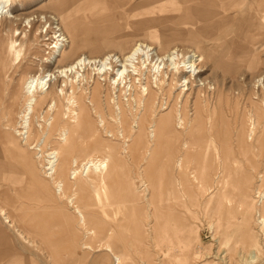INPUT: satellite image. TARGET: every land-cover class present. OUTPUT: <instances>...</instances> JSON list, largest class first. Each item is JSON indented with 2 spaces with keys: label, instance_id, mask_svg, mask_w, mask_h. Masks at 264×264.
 <instances>
[{
  "label": "rangeland",
  "instance_id": "1",
  "mask_svg": "<svg viewBox=\"0 0 264 264\" xmlns=\"http://www.w3.org/2000/svg\"><path fill=\"white\" fill-rule=\"evenodd\" d=\"M53 1H12L14 15L37 21L31 29L28 21L9 24L0 20L1 143L9 137L26 154L14 150L3 157L6 155L1 152L0 158L17 163L18 168L3 172L0 209L15 228L36 243L32 248L20 243L17 233L0 216V228L12 245L0 264H11L18 257V264H111L107 254L93 253L103 244L121 253L123 264H264V106L259 99L263 95L257 98L255 94L259 87H254V80L264 73V41L254 44L256 52L245 42L234 41L232 55L246 60H235L238 65L227 74L220 50L212 48L217 38L198 44L205 53L206 77L216 84V93L209 98L223 102L213 105L211 116L199 107L186 133L181 132L186 122L175 129L174 121L166 133H153L149 123L142 130L134 123L138 116L134 119L129 114L124 96L126 116L131 118L124 124V135L113 120L103 115L104 122H100L101 118L87 109L81 126L70 128L68 148L57 142L56 131L45 130L38 143L46 139L42 151L59 153L57 178L65 179L67 194H74L85 217L84 223H79V217L43 175L46 157L36 145L37 134L30 140L29 150L11 131L25 100V79L54 71L50 58L55 25L48 23L54 14L43 8ZM159 5V0H74L76 22L84 28L78 42L103 45L118 35L133 42L172 27L182 32L178 48H194L185 26L153 20L149 13ZM140 15L143 19L137 17ZM24 31L27 40L18 35ZM11 41H16L18 57L9 49ZM82 53L86 56L88 50ZM255 55L259 61L251 71ZM46 59L48 68L42 64ZM101 84L103 109L104 103H110L118 113V89L108 92L103 81ZM56 86L63 87L62 80ZM183 89L185 92L187 87ZM194 89L189 107L204 94ZM75 93L80 94L78 90ZM81 105L85 106L83 100ZM64 109L62 103L58 128L70 126L69 119L62 120ZM131 113L134 115V108ZM251 113L256 126L253 135L249 129ZM34 124L38 127L36 120ZM88 159L102 161L103 183L91 170L83 172L81 165ZM69 168L70 181L77 180L73 191L66 182ZM74 169H78L75 174ZM84 244L90 250H84Z\"/></svg>",
  "mask_w": 264,
  "mask_h": 264
},
{
  "label": "bare ground",
  "instance_id": "2",
  "mask_svg": "<svg viewBox=\"0 0 264 264\" xmlns=\"http://www.w3.org/2000/svg\"><path fill=\"white\" fill-rule=\"evenodd\" d=\"M12 1L15 0H0V20L4 19L9 24L20 20H23V22L28 21L31 29L37 21H34V18L24 17L21 19V16L14 15ZM73 2L74 0H55L43 5V8L54 14V16L48 17V23L55 25V27H52L55 42L54 46L51 47L53 50L50 58L54 60V71H41L42 73L29 75L25 79L22 87V95L25 100L21 110L17 114L15 126L11 131L16 140L22 141L23 145L27 146L29 150L32 149L30 140L34 134H37L36 145L39 147L40 154L44 153L46 157V164L43 166L45 174L43 175H46L45 177L52 182L56 195L64 199L67 207L79 217V223L80 221L84 223L85 217L82 215L75 201L74 194H67L64 189L65 179L57 178L58 171L61 169L59 166V153L57 150L50 149L42 151V146L45 144L46 139L43 142L41 141V144L38 143L40 142L39 140H42L40 137L41 134H44L45 130L48 133L56 131L58 133L57 142L63 147L68 148L69 136L71 134L70 128L74 125L76 127L81 126L83 122L82 116L88 110L91 113L97 114L101 118L100 122H104L103 115L113 120L118 132L124 135V124L130 121V117L126 116L127 111L124 109L125 103L122 102V97L124 96L129 114L134 119L138 116V120H134V123L139 125L142 130H144V124L149 123V128H153V133H158L159 130L166 133V131L172 130L171 123L174 121L177 122L175 129L177 128L176 126L182 128L181 125L186 122V126H183L181 129L182 133H186L188 125L196 119L199 107L205 114L211 116L214 108L222 100L216 99L213 102L209 98L210 95L216 93V84L206 77V71L203 67L205 53L197 41L194 43V48H178L180 46L176 42L177 40H181L182 32L170 27L165 28L162 32H150L143 39L133 42L127 41L123 35H118L114 37V40H106L103 42V45L97 43L81 45L78 41L81 39L80 37L84 32V28L78 27L79 23L76 22L75 9L72 10ZM149 15L153 20L158 19L159 23L171 20L169 11L165 7H154L153 12L149 13ZM143 16L137 17L140 19L142 17L143 19ZM146 18L144 17V20ZM180 24H183V22L181 21ZM18 35H23L22 38L25 40L28 39L26 31L18 33ZM189 36H196L197 38V35L193 31L189 32ZM229 38L231 37L226 36L223 42L216 43L213 46L220 50V55L225 60L224 74L234 69L235 60L244 58H237L232 55L233 51H230L231 43L226 42ZM15 45L16 41H11L9 49L18 57L19 51L16 50ZM84 49L88 50L86 56L82 53ZM47 60L49 59H46L42 63L44 68L50 67V62H47ZM256 67L257 61L254 59L250 63V70L252 71ZM58 80H62L63 84V87L59 89L56 86ZM102 81L104 82L103 86H105L106 91L110 92V88L113 91L118 89L115 103L118 113L114 111L110 103L107 104L109 106L104 103L105 108L103 109L101 101ZM185 86L187 89L184 92L183 88ZM254 87H259L255 91V94L257 98H259L260 94L263 95L259 99L264 106V73L254 80ZM193 88H195L194 91L196 90L197 94L203 91L204 94L202 95V99L196 98L192 100V105L189 107ZM69 90H71L70 94L68 93ZM76 90L80 94L75 93ZM175 90L177 92H174ZM173 92L175 93L174 96ZM82 100L85 106L81 105ZM107 100L109 102L111 97L108 96ZM62 103H65L62 120L69 119L68 125L70 124V126L58 128L56 124L59 119ZM39 108L41 109L39 110ZM132 108L135 110L134 115L131 113ZM249 116L251 122L249 123V129L251 135H253L256 127L255 117L252 113ZM208 118L210 119V117ZM34 120H36L38 127L35 126ZM86 133H88L87 130ZM45 137L47 138V136ZM101 146L103 147V145ZM104 148L106 149V147ZM81 167L83 172L91 170L90 173L97 175L100 178V182L103 183V171L105 169L102 161L88 159ZM70 171L71 169L69 168L66 182L70 183L73 191V188H76L77 180L73 178L71 179L73 181H70ZM76 171L78 169H74L73 174ZM257 193L261 195L260 192ZM0 214L5 223H7V226L11 228L9 220L3 217L4 215L1 210ZM85 232L87 235L90 234L89 230ZM82 246L84 250H90L85 244ZM93 253L107 254L112 261L111 264H123L124 262L121 253L115 251L110 245L103 244L94 249Z\"/></svg>",
  "mask_w": 264,
  "mask_h": 264
},
{
  "label": "crops",
  "instance_id": "3",
  "mask_svg": "<svg viewBox=\"0 0 264 264\" xmlns=\"http://www.w3.org/2000/svg\"><path fill=\"white\" fill-rule=\"evenodd\" d=\"M159 1L161 5L158 7H165L169 11L171 17V20L168 21L169 24H173L174 22V24L185 26L187 28V33L193 31L197 35V38L196 36L192 37V43L197 41L198 44H203V42H208L217 38L215 44H218L219 42H223L224 37L230 36L231 38L226 42L229 44L231 43L230 51L232 52L234 41L245 42L251 47V50H255L254 44L257 45L259 42L264 41V0H213L214 3L217 1L219 2L215 5L212 4L211 0ZM181 21L183 24H180ZM254 52H256V50ZM255 59L259 61L256 55ZM241 60L246 59L244 57ZM237 65L238 63H234L233 66ZM14 150L20 154H24L22 149L12 144L9 137L6 141L4 140V143H1L0 136V155L2 152V154L6 155L3 157H7V154ZM17 166V163L14 164L13 162L0 158V180L4 177V171L15 170L18 168ZM0 187H2V185H0ZM0 210L4 215V211L2 209ZM3 217H6V220H8L7 216L4 215ZM9 222L13 232L17 233L16 238L20 243L27 244L28 247L31 248L36 246V243L34 244V242L27 239L22 232L14 227L11 221ZM0 244L5 245V247H0V259H2L12 250V245L10 239L2 232L1 228ZM31 255L34 256L32 253ZM16 259L19 261V257ZM17 260L11 262V264H18Z\"/></svg>",
  "mask_w": 264,
  "mask_h": 264
}]
</instances>
